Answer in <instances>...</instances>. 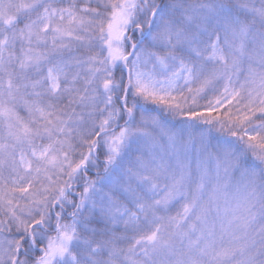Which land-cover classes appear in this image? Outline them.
<instances>
[{"label": "snow or ice", "instance_id": "6c2138e0", "mask_svg": "<svg viewBox=\"0 0 264 264\" xmlns=\"http://www.w3.org/2000/svg\"><path fill=\"white\" fill-rule=\"evenodd\" d=\"M0 264H264V0H0Z\"/></svg>", "mask_w": 264, "mask_h": 264}]
</instances>
